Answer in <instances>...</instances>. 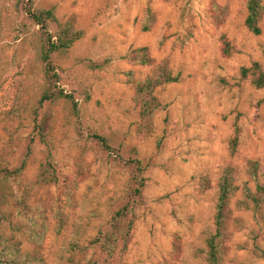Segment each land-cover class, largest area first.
<instances>
[{"label":"rangeland","instance_id":"374dc122","mask_svg":"<svg viewBox=\"0 0 264 264\" xmlns=\"http://www.w3.org/2000/svg\"><path fill=\"white\" fill-rule=\"evenodd\" d=\"M16 1L0 0V161L9 152L13 166L29 146L22 179L32 180L49 161L57 182L35 197L48 217L42 240L31 243L9 228L6 235L46 264L96 258L99 250L89 242L128 186L129 171L118 157L136 156L146 167L142 198L115 264H206L223 169L232 167L236 183L248 181L253 189L246 165L254 160L264 182V87L240 74L253 62L264 69V0L259 34L244 25L247 0H30L34 8H53L59 21L71 16L83 32L54 54L57 86L68 97L40 107L39 27ZM147 8L154 20L143 30ZM48 32L55 34L54 24ZM138 47L147 48L152 64L127 58ZM162 61L177 80L153 90L159 106L149 125L138 128L135 84ZM45 118L41 140L36 123ZM239 195L230 207L245 223L227 241L222 264H264V204L257 213L238 210ZM50 207L61 213L59 230Z\"/></svg>","mask_w":264,"mask_h":264},{"label":"trees","instance_id":"16d2710c","mask_svg":"<svg viewBox=\"0 0 264 264\" xmlns=\"http://www.w3.org/2000/svg\"><path fill=\"white\" fill-rule=\"evenodd\" d=\"M15 6L17 10L24 13L26 19L39 27L36 58L42 65L43 88L38 106L40 107L44 102L68 97L57 86L59 76L54 64V54L67 51L76 40L81 38L82 30L74 27L71 16L63 22L59 21L53 8H34L30 0H17ZM246 11L244 25L253 34H259V21L263 14L262 0H247ZM153 20L154 14L147 8L142 29L148 30ZM53 24L56 27L55 34L48 32ZM53 37L55 39H52ZM224 51H228L226 42ZM127 58L140 65H150L153 62L152 58L148 56L146 47L133 49L127 54ZM240 74L243 78H249L251 84L256 88L264 87V69L257 62H253L247 67L242 66ZM176 80L177 77L171 74L166 62L162 61L151 74L135 84V99L140 107L141 120L138 128L149 125L151 114L159 106V101L152 94L153 90L157 86ZM36 124V133L42 140L47 126L46 118ZM93 137L104 148H111L105 137L97 134H93ZM29 152L30 147L28 146L13 166L10 165L11 155L9 152L5 153L4 162L0 161V264H46L42 256L28 251L23 252L20 243L14 240L13 235H6V230L9 228L12 234L19 233L25 236L29 242L38 244L48 228L46 209L41 207V202L35 197L41 189L55 184L57 176L51 163L43 161L39 165L36 176L30 181H24L22 174ZM118 158L129 171L128 186L120 206L89 242L99 252L96 258H90L86 264H115L117 254L126 248L131 236L134 212L142 198L146 167L142 160L136 156L124 159L119 155ZM257 168L256 161H247L246 174L254 182L253 189L248 185V181L237 184L234 170L230 166L225 167L221 177L218 178L213 229L205 237L206 264H222L228 250L227 241L235 231L241 230L244 226L243 219L233 215L230 207L236 192L240 193L234 204L238 210H252L257 213L264 204V182L258 181ZM34 202L35 205H32ZM50 208L52 211L54 210V215L59 219L57 225L59 230L63 224L62 218H60L61 213L58 208ZM12 216L17 218V222H12ZM86 249L83 250L84 253Z\"/></svg>","mask_w":264,"mask_h":264}]
</instances>
